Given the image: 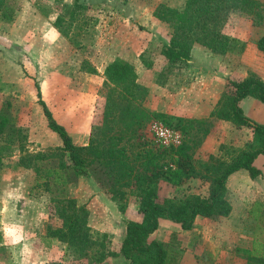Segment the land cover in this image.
<instances>
[{
  "label": "rangeland",
  "instance_id": "rangeland-1",
  "mask_svg": "<svg viewBox=\"0 0 264 264\" xmlns=\"http://www.w3.org/2000/svg\"><path fill=\"white\" fill-rule=\"evenodd\" d=\"M14 1L19 10L12 21L0 20V114L15 129L0 136V204H4L3 208L7 201L8 218L14 208L13 212L22 214L26 223L37 228L35 247L57 240L50 238L48 229L62 227L63 220L57 215L60 205L56 203L63 199L62 189L53 182V176L48 177L47 191L42 183L48 170H55L61 161L67 160L65 156L61 159V141L47 127L39 101L66 130L73 145L86 146L92 128L102 122L107 95L115 89L106 82L103 71L116 58L134 67L137 83L146 90L134 102L138 109L206 121L203 129L207 136L195 150L197 160L205 161L213 155L228 161L235 155L234 150L239 151L253 140L251 129L209 115L226 92L227 81L243 79L242 74L264 64V55L256 48L257 40L264 35V26L253 27L247 17L232 14L224 28L235 41L232 51L213 54L195 44L185 71L170 74L161 50L169 42L172 29L153 13L160 4L180 10L185 0ZM74 5L84 9H75ZM58 17L59 23H55ZM50 29H56L59 35ZM88 69H94L95 74ZM115 94L116 91L111 97L115 98ZM154 124L166 127L152 123L144 136L146 143L135 138L127 144L130 151H153L160 146L151 130ZM36 183L41 184L38 190ZM86 187V181L73 177L66 190L71 197L84 198L88 194ZM247 187L251 189L250 185ZM158 188V201L208 195V183L200 179H188L178 186L161 180ZM10 192L22 195L23 199L9 200ZM227 198L233 216L206 219L179 240L174 238V232L167 237V264H177L180 252L191 245H195L196 252L193 260L200 264H250L247 251L254 241L263 242L264 238V222H255L249 215L259 206L250 204L246 196L237 199L233 192ZM135 199L127 195L119 203L128 204ZM168 231L164 229L163 234ZM89 234L95 244L85 250L87 256L57 240L65 251L62 256L56 254L52 264H58L57 259L65 264H98L93 255L100 251L102 236L95 231ZM6 241L0 237V257L11 253ZM108 247L115 250L116 245L111 242Z\"/></svg>",
  "mask_w": 264,
  "mask_h": 264
},
{
  "label": "trees",
  "instance_id": "trees-1",
  "mask_svg": "<svg viewBox=\"0 0 264 264\" xmlns=\"http://www.w3.org/2000/svg\"><path fill=\"white\" fill-rule=\"evenodd\" d=\"M14 2L0 0L2 22L10 23L19 10L14 7ZM74 8L84 9L80 5H74ZM232 14L247 17L253 27L264 26V2L258 0H185L180 10L160 4L153 16L168 23L172 29L169 42L161 50L166 71L182 74L195 44L213 54L232 51L235 41L224 32ZM74 16L72 13V19ZM59 20L58 17L55 23H59ZM256 48L264 55V35L257 40ZM88 72L95 74L94 69H88ZM103 75L115 89L107 95L102 122L92 128L86 146L73 145L66 130L56 123L43 101H39L47 127L61 141V159L63 156L67 158L55 170H48L42 183L44 191H47L50 183L48 177L53 176V182L61 187L63 193V199L56 202L60 205L57 215L63 220L62 227L48 229V233L50 238L67 243L77 253L87 256L85 250L95 244L89 239V233H92L88 225L90 211L85 200L71 197L66 189L73 177L79 181L94 182L116 204L120 213L124 212L128 204L119 202L128 195L136 198L141 214L139 222L122 221L125 235L117 251L109 248L111 241L106 235H101L103 243L98 244L100 251L93 255L95 261L100 263L105 258L121 256L130 264H165L168 257L166 245L149 241L160 220L178 224L182 230L189 231L199 216L207 219L228 217L232 211L227 198L228 177L239 170H246L251 179L262 175L253 163L258 156H264V125L244 115L239 104L251 97L264 105V82L254 75L227 81L226 92L209 117L230 122L237 127H247L253 131L254 138L239 151L234 150L235 155L228 161L213 155H209L205 161H199L194 156L198 145L207 136V131L203 129L205 120L138 109L139 106L134 105V102L146 90L137 83L135 69L127 61L119 58L110 61ZM115 91V98H112L111 94ZM154 122L180 132L183 136L181 144L167 147L160 145L153 151L141 148L137 153L130 151L131 146L127 144L135 138L144 141L147 128ZM7 130L12 132L15 129L8 118L0 114V136ZM34 171L37 174L38 168H34ZM188 179L206 181L207 197L182 196L158 201V182L163 180L178 186ZM40 186V183H36L35 190ZM247 252L250 264H264V238L263 242L254 241L252 249Z\"/></svg>",
  "mask_w": 264,
  "mask_h": 264
},
{
  "label": "crops",
  "instance_id": "crops-1",
  "mask_svg": "<svg viewBox=\"0 0 264 264\" xmlns=\"http://www.w3.org/2000/svg\"><path fill=\"white\" fill-rule=\"evenodd\" d=\"M252 72L242 74L245 78L249 75H254L264 82V64H260L258 67H253ZM234 74H236L234 72ZM240 107L244 114L255 121L264 125V105L258 100L247 97L240 102ZM253 166L261 172V176L257 179H251L246 170H239L227 179L226 188L227 194L233 192L235 197L243 198L244 196L249 197L248 201L250 204H257V209L249 212V215L255 222H264V156H258ZM88 194L84 198H77L86 201L87 208L90 211L88 225L92 231L98 232L101 235H106L107 238L116 245L115 251L118 250L124 235L125 226L123 220H129L133 222H139L141 220V214L138 211V205L135 202H128L123 213H120L116 207V204L111 202L108 196L103 193L94 182H86ZM247 185H250L249 189ZM229 201V200H228ZM234 201V200H232ZM247 201V202H248ZM230 202V201H229ZM246 202V203H247ZM12 204V202L10 203ZM231 204V203H230ZM0 204V209H3ZM232 207V206H231ZM233 209L230 214L233 216ZM8 218L7 212L0 213V236L6 239L7 250L9 255L0 257V264H21L22 261L27 264H52L56 254L62 256L64 253L63 246L57 240L49 242L47 246L35 247L34 242L36 241L37 228L33 227L31 223L24 221V216L20 213L11 211ZM44 217H46L44 215ZM47 218V217H46ZM207 218L197 217L194 222V226L191 230L185 231L180 228L178 224L169 222L167 220H160L158 228L154 233L149 236V241H158L164 243L169 235L174 232V238L180 239L184 234L194 232L199 228V225L204 222ZM219 220H223L218 218ZM214 220V219H213ZM12 224L18 225V231H22L23 241L21 243H14L15 235H9L5 238L2 229L5 226ZM219 225V222L217 223ZM168 229L169 231L163 234V230ZM9 244V245H8ZM27 244L28 249H24L23 245ZM179 244V242L177 243ZM195 245L187 246L186 250L180 252L182 255L177 264H200L198 260H193ZM183 248V247H182ZM183 253V254H182ZM58 264H65L63 260H56ZM98 264H130L129 261L123 257H108L102 260ZM167 264V262L165 263Z\"/></svg>",
  "mask_w": 264,
  "mask_h": 264
},
{
  "label": "clouds",
  "instance_id": "clouds-1",
  "mask_svg": "<svg viewBox=\"0 0 264 264\" xmlns=\"http://www.w3.org/2000/svg\"><path fill=\"white\" fill-rule=\"evenodd\" d=\"M25 7H27V5H25ZM50 31L52 33H54L55 35H59L58 31L56 29H50ZM8 195V199L9 200H15V201H19L21 199H23L22 195H17L15 192H10L7 194ZM5 203V207L3 209H0V213L2 212H7L8 208H7V201L4 202ZM15 209L13 208V211ZM0 223H3L2 221H0ZM3 234L5 236V238H7L9 235H15V240L13 241L14 243H21L24 239L22 231H18V225L16 224H12L10 226H5L3 229ZM24 249H28V245L24 244L23 245ZM21 264H27V262L22 261Z\"/></svg>",
  "mask_w": 264,
  "mask_h": 264
},
{
  "label": "built area",
  "instance_id": "built-area-1",
  "mask_svg": "<svg viewBox=\"0 0 264 264\" xmlns=\"http://www.w3.org/2000/svg\"><path fill=\"white\" fill-rule=\"evenodd\" d=\"M154 132L156 140L161 147H167L171 145L179 146L182 142L181 135L175 131H172L160 124H154L151 127Z\"/></svg>",
  "mask_w": 264,
  "mask_h": 264
}]
</instances>
